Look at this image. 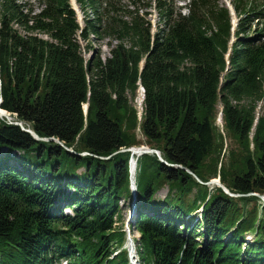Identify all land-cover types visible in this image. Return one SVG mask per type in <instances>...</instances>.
<instances>
[{"label":"trees","instance_id":"16d2710c","mask_svg":"<svg viewBox=\"0 0 264 264\" xmlns=\"http://www.w3.org/2000/svg\"><path fill=\"white\" fill-rule=\"evenodd\" d=\"M35 1L0 0V109L62 147L0 118V264H128L120 199L140 264H264V204L247 195L264 196V0H229L233 29L219 0H75L81 27L68 0ZM90 38L115 41L103 61L80 57ZM137 87L139 132L171 166L118 152L138 145Z\"/></svg>","mask_w":264,"mask_h":264},{"label":"rangeland","instance_id":"374dc122","mask_svg":"<svg viewBox=\"0 0 264 264\" xmlns=\"http://www.w3.org/2000/svg\"><path fill=\"white\" fill-rule=\"evenodd\" d=\"M132 1L133 0H120V4L124 7H126V9H128V10H132L135 7V5H133ZM228 1L229 0H219V4L222 5L223 7H225L229 11V14L231 16V22L235 23L236 17L232 13V10L230 8ZM27 2L31 6L33 11L36 12L38 9L37 2L35 0H27ZM173 2H174V8L178 7V8H181L182 12L184 11L182 9V7H180V6L186 3L185 0H173ZM145 3H148V0H140L136 4V6H138V8H142L143 5H145ZM71 8H73V7L71 6ZM141 11L146 12V15H143V13H142V17L144 20H147L149 22L150 29L152 30L153 27L155 26V20H156L155 19V12L152 9H147V8L141 9ZM74 13H75L76 22L81 27V25H82L81 15L78 12L77 13L74 12ZM139 15H141V14H139ZM89 44H90L91 50L85 52L84 51V43L79 42L80 57L85 61V60L90 59L92 56L97 55L98 59L100 61H103L105 58H107L109 56V50L115 45V41L109 40L106 38H103L102 40H93L92 38H90ZM90 55H91V57H90ZM263 88H264V86H263ZM141 96H142V93H141V89L139 87H137L133 96H131L129 94L127 95L129 105L135 111V116H136V124H135V127L132 129L131 133H133L134 139L137 141L138 145L131 147V148H139V147L148 148L146 146V144L144 142V138L141 136V133L139 132V128H138V123L140 120V112H141V99H142ZM216 108H217V113H216L215 119H214V126L217 129V132H219L222 136V148H221V152L219 155V160H221L222 162H226L227 161L226 156H227L228 151L230 149H233V150H237V149H236V144L233 141V139L223 133L222 128H221L222 124H221L220 113H219L220 108H219V106H217ZM82 111H83V114H85V107H82ZM256 112H258V113L264 112V101H261L257 104ZM214 179H217V178H214ZM164 194H165V189L163 188L155 194V198L161 199L164 196ZM262 198L264 200V196H262ZM117 205H118V216L119 217H117V219L114 220L115 222L113 224V229L124 232V230H126L125 225L129 226V222H130V220H132L131 218H129V210L131 208V200L120 199V201L118 202ZM196 212L197 213H195V214H198L199 210H197ZM130 233H131L130 237L132 239L136 240L137 239V233L133 229H130ZM246 240H249L248 236L246 237ZM133 244L135 246V243H133ZM126 245H127V241L125 240V237H124L122 243L119 244L118 246H116L117 247L116 249L117 250H120L121 248L125 249Z\"/></svg>","mask_w":264,"mask_h":264},{"label":"water","instance_id":"95a60500","mask_svg":"<svg viewBox=\"0 0 264 264\" xmlns=\"http://www.w3.org/2000/svg\"><path fill=\"white\" fill-rule=\"evenodd\" d=\"M90 57H91V55H90ZM142 65V61L140 62V64H139V68H140V66ZM84 107H85V109H86V105H84ZM2 110L0 109V118H3V119H5L9 124H14V125H17V126H19V128L22 130V131H24V132H26V133H28L35 141H42V142H48V141H51V142H53V143H56L58 146H61L62 147V144L57 140V139H54V138H40V137H37L30 129H27V128H23V126L20 124V123H18V122H11V118H10V116L5 112V111H3V112H1ZM66 151H68V152H70V153H73L71 150H69V149H66V148H64ZM118 152H129L130 153V155L131 156H135V157H138V156H140V155H142V154H155L156 156H157V158H158V160L161 162V163H163L164 165H166V166H171V165H169V164H167V163H165L161 158H160V156H159V154H158V152L157 151H155V150H153V149H150V148H146V147H139V148H126V149H122V150H120V151H118ZM101 159H107V157H105V158H101ZM128 167H129V183H130V189L131 190H134V185H133V173H134V167H135V160H132V159H130L129 161H128ZM178 168H180V169H182L180 166H177ZM184 171H186L187 173H189V174H191L190 172H188L187 170H184ZM191 176L194 178V180L196 181V182H198L199 184H202V185H206V186H209V187H218L219 189H221L222 191H223V193H225L226 195H228V196H230V197H236V196H238V195H234V194H231V193H229L220 183H219V181H218V179H210V180H208L207 182H204V183H202V182H200L194 175H192L191 174ZM247 195H252V196H256V197H258L261 201H263L264 202V200H263V198H262V196H258V195H256V194H252V193H250V194H247ZM132 211H133V209H132V206H131V208H130V210H129V218H131L132 216ZM130 242V241H129ZM132 244V243H131ZM130 250L132 251V247L130 246Z\"/></svg>","mask_w":264,"mask_h":264},{"label":"bare ground","instance_id":"6f19581e","mask_svg":"<svg viewBox=\"0 0 264 264\" xmlns=\"http://www.w3.org/2000/svg\"><path fill=\"white\" fill-rule=\"evenodd\" d=\"M70 4L73 7V9L75 10V6H74V3L72 0H70ZM1 112H3V111H1ZM124 233H125V240L127 241V245H126L125 249L121 248V250H125L127 252L128 264H132V263L140 264L138 259H137V255L135 253V246L133 244L134 243L133 239L130 237L131 235L129 233H127V230H124ZM130 246L132 247V251L130 250Z\"/></svg>","mask_w":264,"mask_h":264}]
</instances>
